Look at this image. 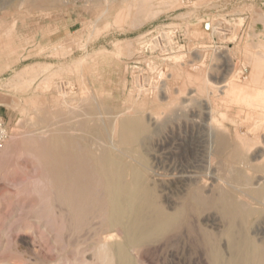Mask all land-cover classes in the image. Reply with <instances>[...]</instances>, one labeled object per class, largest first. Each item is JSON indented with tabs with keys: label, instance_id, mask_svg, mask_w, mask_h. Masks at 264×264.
I'll return each mask as SVG.
<instances>
[{
	"label": "rangeland",
	"instance_id": "1",
	"mask_svg": "<svg viewBox=\"0 0 264 264\" xmlns=\"http://www.w3.org/2000/svg\"><path fill=\"white\" fill-rule=\"evenodd\" d=\"M53 1H55V2H53ZM132 1L133 0H128L127 2H124V0H58V1L57 0H43V1L42 0H10V1L9 0H0V3H1L0 4V8H1L0 9V32L2 34V39L0 40L1 41L0 44L4 43L3 45L1 44L2 46H0L1 47L0 48L1 49L0 50L1 51L0 52V115L4 119L6 131H7V139L5 140V142L3 144L0 145V264H102V263L106 264V262L109 264L110 263L109 261H111V260L112 261L110 264H115V263H113L114 259H111V258H109L108 260H104L105 261V263H104L103 258H101V257L99 258V256H100L99 254L96 255L97 256V258H96V256H94L95 254L92 255L95 252V250L94 251L88 250L86 253V247H85L86 242H90V239L93 237L94 232L93 231L90 232L91 235L89 233V234H86L84 236V234L89 231V230L87 231V229H89L91 226L96 225L98 223V220H96L94 217L96 215H93L91 218H89L90 219L89 221L91 223H88V222H86L85 219L84 220L82 219V224H81V223H78V222H81V220L76 219L74 225H76L75 227H77L78 229H76L75 227L73 228V226H74V225L72 226L73 222H70L66 218L60 217L57 214H56V216H54V214H55L54 212L56 210H52V205L56 204L53 202H56V200H58V199H55L56 198L55 195L58 194L57 190L59 189L58 185H57L58 182H56V180H53L56 185H53L54 183L49 184V181L46 180V178L50 177V175L46 177V175L48 174L46 172H49L51 175H52V173L48 170L46 171V169L49 166L48 164H50L52 162L51 159L49 160L50 163L48 162L49 154H51L50 158H52V154L54 153V155H55L56 153L53 151L54 149L51 146V144L48 145L45 142L47 140V138H43L44 140H42V138H41V140L38 138L40 137V135H42V132L44 130L49 129V130L54 131L53 129H56V128L62 129V127L64 129H66V131L68 132V134H67V132H65V134H67V135H71V134H73L74 136L79 135L78 137H81V138H83L85 136L86 139L91 138V136H93L92 138H94V139L97 138L98 135H94L95 133L93 135L89 136L90 131L88 132V130L86 131L84 129V127H80V125L82 124L80 122L83 120H84L83 123L87 122V121L89 122V120H90L89 118H91V119L93 118V116H91V117H90V115L88 116V110H90L91 108L97 107L98 104H96L95 101L93 102L92 93L96 94L95 92L98 90L104 91L103 92V94H104L103 98L105 99V112L106 113L110 112V114L105 115V117H104V118L110 117V119L107 118L108 122L106 121L109 131L112 130V127L110 126V124L113 121L111 119V117H112L111 114L116 113L118 111H125L128 108L129 109L132 108L133 110H140L141 109L140 108L141 97L138 94L139 93V87H137V85H140L141 86L140 90H142L144 88H147L150 85V83L153 81L152 79H154V81L152 83H155L156 82L155 80H157L156 83L160 82L159 87H161V85L163 86L164 83H167L166 84L167 88L162 87V89L166 88L167 92H175V90H176V93H177V91H180L182 88L186 87V86H183V84L185 85L184 79L186 78V75L184 73L183 67L179 64L182 59H180V61H178L179 63L177 62L178 64L175 61H173V59H172L175 55L174 54L175 50H176V52H175L176 54L180 53L183 55L184 58H186V59L183 58L184 60L181 61L182 64H183V62H187V61L189 62V59H191L194 63L196 62L195 64H197L196 60L199 59V57H200L199 55L201 53L202 57H200L201 60L199 59L200 62L198 60L197 65H201L202 62H205V64L207 62H209L206 64L207 68H208V69H206L207 70V76H208L207 78L210 79V82H211V80H212V82L214 81L215 83L213 82V84H218L220 81L223 82L224 77L228 78L227 79V81H228L229 78H232L234 75H236L235 71L238 68L239 69L241 68L242 62H245L244 61L246 58L245 54L247 53L246 50H249L248 52L251 54H253L252 52L256 53V52L260 51L259 47L257 48L256 45H259V43L263 42V40H264V19H263L264 18L263 17L264 16V0H202V1L200 0V2H199V0H187V1L186 0H181V1L179 0L182 4H180V2H178V0H177V2H176V0H174V4L176 3V5L179 6L180 8L176 7V5L170 3V0H156L154 7L148 8L146 6V4H144L145 8L142 7L143 9L140 8L138 10L132 11L131 14L128 13L130 15V17L127 16L128 14L126 13V16L128 18L125 16V22H123L124 25L123 24H121V25L119 24V26L116 25L117 23H115V21H114L116 18L115 13L119 12L121 9H124L125 8L124 5H126V7H127L128 2H132ZM138 1H141V0H138ZM158 1H160V2H158ZM164 2L166 4H164ZM194 2H195V4H194ZM198 2L200 5L198 4ZM186 3H189V4L186 5ZM169 4H171L172 6L170 7ZM178 4H180V5H178ZM197 4L199 5V7ZM161 5H164V6H161ZM188 5H190V6H188ZM2 6L3 7L5 6V7L2 8ZM21 6H23V7H21ZM159 6H161V7H159ZM172 7H174L173 8L174 10L172 9ZM189 7H190V9L191 8H193V9L189 10ZM108 8H110V14L108 16H105V17L102 16L101 15L102 12ZM169 8L172 10H170ZM149 9H151V10H149ZM161 10L162 11L165 10V11L162 12ZM167 10H168V12H166ZM156 11H157V14H156ZM148 13L150 15H148ZM132 15H133V17H132ZM147 15H148V17H147ZM261 16L263 18H261ZM146 17H147V19H146ZM217 18H218V20H217ZM242 18H243V20H242ZM250 18H251V20H250ZM244 19H245V21H244ZM238 20L240 21V23ZM249 20L251 22H249ZM252 20H253V22H252ZM201 21L207 22V23L208 22L211 23V21H213V23L216 22L215 28H217L218 31L215 30V32L212 33V29L210 27V30H211L210 37L213 36L214 39H212L210 37H209L210 39H208V40L203 39V37H197L196 38V36L193 35V33H192L193 27L201 24L202 23ZM217 21H218V24H217ZM259 21H261V22H259ZM210 23H208V24L210 25ZM233 23H236L237 25L233 24ZM219 24L222 25V27H221L222 29L220 28L221 25H219ZM225 24H226V27L224 26ZM192 25H194V26H192ZM217 25H219V26H217ZM104 26H106V28ZM228 26H229V29H227ZM234 26H236V27H234ZM240 26H242V27H240ZM100 27H102L101 30H99ZM232 27H234V30H236L235 32H233L234 30H232ZM249 27H250V29H249ZM252 27H254V28H252ZM97 29H98V31H97ZM223 30L225 32V33L223 32L224 34H222ZM226 30H227V32H226ZM244 31H246V33ZM3 33H4V35H3ZM233 33L236 34V37L231 36ZM247 33H249V36H247ZM259 33H260V35H259ZM219 34H221L224 37H222V36L220 37ZM235 34H233V35H235ZM68 35H69V38H66V36L68 37ZM225 35H227V36H225ZM253 35H255L256 37H254ZM79 36H80V39H79ZM98 36H100V37L98 38ZM188 36H189V38H188ZM81 37H82V40H81ZM76 38H77V40H76ZM167 39L172 40L171 43L173 44V46H170V40L167 41ZM260 39H262V40H260ZM253 40H254L255 45H254V43H250V42H253ZM62 41H64V43H66V44L63 45L64 43ZM69 41H71V42L69 43ZM73 41L75 43H73ZM78 41H79V44H78ZM150 41L151 42L155 41L159 46L163 45V43L169 42V46H168L167 51L164 50L165 49L164 46H160L161 48L162 47L163 48L161 50L159 49V51L156 50V51L151 52L149 50L146 53H144L145 51L142 49L143 48L142 45H145V44H147L146 42H150ZM188 42H189V44H188ZM202 42L203 43L207 42V44L209 43V46L212 45V48H210V49L203 48ZM210 42H211V44H210ZM60 43L62 46V49H61L62 52L60 51V48H61ZM118 43L122 44L123 53H117L116 45ZM130 44L132 45V47ZM187 44L190 45V48ZM193 44H195V45L198 44V46H195ZM252 44L254 45V47L252 46ZM69 47H70V49L68 50ZM192 47L194 48L195 53L193 50H192L193 52L189 50V49H193ZM238 47H239L240 51L242 50L241 52L238 50ZM24 48L26 50H24ZM54 49L57 50V53H55L56 51ZM129 49H130V52H129ZM235 49L238 51H236ZM244 49H246L244 52L245 54H243ZM172 50H174L173 53H172ZM71 51H73V52H71ZM103 51H105V52L103 53ZM138 51H140V52H138ZM142 51H144V52H142ZM179 51H181V52H179ZM162 52H163V54H161ZM21 53L23 56L25 55L24 56L25 58L23 57L22 59L19 60V56ZM51 53H52V55H50ZM95 53H96V55H95ZM142 53H144V54H142ZM249 53L247 55H249ZM55 54H57V55H55ZM184 54L185 55L188 54L187 56H189L191 58H189V57L187 58V56H185ZM212 54H213V57H212ZM92 55L93 56L95 55V56L93 57ZM157 57H159V58H157ZM170 57H172V58H170ZM192 57H195V58L198 57V58L194 59ZM233 57H234V59H233ZM243 57H245V58H243ZM92 59L97 63L96 67L91 65V68H90V65H88V63H86L85 66H84V63L82 64V62H87V60L89 62V61H92ZM165 59H166V61H165ZM242 59H244V60L242 61ZM225 60H227L226 61L227 64H226ZM229 60L231 61V63L235 64V70H233V71L230 70L231 68L227 69V67H226L228 65V62H230ZM78 61L80 62V64ZM162 61L167 63L168 69H167V66L164 65L165 63ZM192 61L189 63L192 64ZM150 62L151 63L154 62L155 64L153 63L151 65ZM173 62L175 63V65ZM75 63H77V64H75ZM144 63H145V65H144ZM146 64H148V65H146ZM221 64L222 65L224 64L223 65L224 68ZM71 65H72V68H71ZM171 65H173V66H171ZM8 66H10V68ZM41 66H48L49 67L48 72L41 74V75L36 74L35 75L36 77L34 75L30 74V75H27L24 77L25 80L21 81L22 83L19 81L20 78L17 77L18 76L17 74H20L21 72H23V70H26L28 67H29L28 69L36 68L38 70ZM73 66H75V67H73ZM137 67H138V69L142 68V69H140V72L137 69ZM155 67H159V70H158V68H155ZM60 68H63V69H60ZM79 68L81 70L82 69L83 70L81 71ZM126 68H127L128 72H127ZM133 68L135 71L133 70ZM150 68H151V70H150ZM211 68L213 69V71ZM58 69H60V70H58ZM75 69H76V71H75ZM144 69H146L145 71L149 72V74H151V72L153 70L154 71L152 72V75H147L148 73L144 72ZM161 69H162L163 73H162ZM136 70H137V73H136ZM218 70H219V72H218ZM56 71H58V72H56ZM69 71L70 72L72 71V72L70 73ZM229 71H231V72H229ZM52 72L56 73V74L53 75ZM138 72H139V74H138ZM217 72H218V74H217ZM49 73H51V74H49ZM142 73H144L143 74L144 76L142 75ZM145 73H146V76H152V77H150L151 79L149 78L150 79L149 81L145 78ZM167 73H168V75H167ZM223 73H225V74H223ZM58 74H59L61 79L59 78ZM130 74H132V75H130ZM134 74L136 77L133 76ZM164 74H165L166 78L165 77L163 78ZM182 74L184 75V77ZM221 74L224 77H222ZM13 75H15V76H13ZM51 75H53L52 76L53 78L51 77ZM141 75L143 77H141ZM217 76L219 78H217ZM33 77L35 80L33 79ZM82 77H83V79H82ZM153 77H155V78H153ZM220 77H222L223 79ZM29 78H31V79H29ZM136 78H138L140 82ZM174 78L176 80H174ZM45 79H48V80H45ZM71 79H73V80H71ZM181 79H183V80H181ZM30 80H32V81H30ZM58 80L59 81L62 80V81L59 82ZM29 81H30V83H28ZM70 81L71 82L74 81L73 83H75V84L70 83ZM135 81H136V83H135ZM181 81L183 82V84ZM201 81L204 84V81L202 79H201ZM52 82H54V83H52ZM146 82L148 83V85ZM169 82H170V84H169ZM185 82L187 84V79H185ZM55 83H56V85H55ZM64 83H66V84L63 85ZM83 83H85L86 88H85ZM133 83L135 85H133ZM152 83H151V85H152ZM200 83L201 82H199L198 85H200L199 87H201L200 89L202 91H204V88H205V90H207V92H213V91L215 92L216 90H218V92H216L217 94L220 91H222V89H223L222 85L224 84V83H221V85L220 84L215 85V89L213 90L210 87H208V89H207L206 87H204V85L202 83L201 84ZM53 84L56 87L57 86L59 87V92H61V90H63V92L59 93L57 90L58 87L56 88ZM59 84H62L64 87L62 85L60 86ZM13 85H14V87H13ZM35 85H37V86H35ZM143 85H144V88H143ZM173 85H174V87H173ZM175 85H176V87H175ZM198 85L195 84V85H192L193 87L189 86V88H191V89L194 88L193 90H196V87H197V90H200ZM29 86H31V87H29ZM76 86H77V88H74ZM216 86L219 88L217 89ZM38 87H40L41 89ZM53 87L55 88V92H54ZM179 87H180V89H178ZM63 88H65V89H63ZM133 88H134V90H133ZM187 88H188V86H187ZM73 89H75V92ZM91 89H93L92 92H91ZM157 89H159V88H157ZM219 89H221V90H219ZM35 90H37V92H35ZM38 90H40V92H38ZM65 90H67L66 93H65ZM69 90H70V92H69ZM76 90L78 93L76 92ZM113 90H114V92H113ZM132 90H133V92H132ZM135 90H136V92H135ZM48 92H49V94H48ZM56 92H58V93H56ZM63 93L65 95L66 94H68V95L65 96ZM58 95L60 97H63V98L60 99V97H58ZM55 97H56V99H55ZM151 98H152V95H151ZM202 98L205 99L206 97L203 95ZM52 99H54V100L52 101ZM58 99H60L62 102L60 101L61 102L60 103ZM63 99L64 100L67 99L68 102H71L70 104L72 106L69 103H67V101L65 102ZM82 99H84L85 102L83 101V103H82L81 102ZM165 100H166V102H165ZM56 101H58V102L55 104ZM88 101H90V102H88ZM151 101H152V99H151ZM63 102H65V103H63ZM72 102H73V104H72ZM78 102H79V104H78ZM80 102L82 103L81 108L79 106L81 104ZM86 102L88 103V105H85V104H87ZM14 103H16V104H14ZM66 103H67V105H66ZM93 103H95V104H93ZM201 103H202V101H201ZM47 104H48V106H47ZM61 104H62V106L65 104L66 107L63 106L64 108H62ZM27 105H29V106H27ZM93 105H96V106L93 107ZM46 106L48 107L49 110L43 111V110L47 109V108L44 109V107H46ZM57 106L61 107L62 111ZM89 106H91V107H89ZM148 106H149V108H148L149 112L161 113V110L164 111V112H162L163 113L162 121H161L162 124L160 123V125H156V126L152 125L153 127L156 128V130H155V128H152V126L149 125L150 129H153L154 132L152 130H150V133L148 135L150 138L149 137L147 138L146 142L143 144L144 146L143 145L141 147H139V146H136V147L130 146L129 147L128 146L127 148L128 149H132V148L134 149V147H135L138 151L135 154L136 160L138 159L139 155L146 158L148 167L150 166V170H151V166H154L153 165L154 161H156V160L159 161V163H160L159 166L161 168V170H160L161 177L159 178L158 181H156L158 184L156 182H153V181L150 182V184L153 185V183L154 184L156 183V185H157L156 186V194L159 196L160 203L163 204V206H164V204H165L164 200H166V197L172 196V198H175V194L177 193V189L174 186L175 189H172V192H170L168 194L167 191H168V188L170 187V184H169V186L166 185L170 181V174L172 173L173 166H175V165H177V163H179V159H177L176 157H173L174 154H172V153L177 154L178 148L182 145L183 141L185 139L190 138L191 133L193 131V129L191 128V127H193L191 123L193 122V119H195V118H193V117L190 118L192 121H190V119L188 121V118L186 119V117H184V116H181L183 118H181V117L176 118L178 121L177 120L173 121L170 119V122L172 121L171 122L172 125H171V123L168 124V122H167L169 119L168 115H169V112L171 110V108H170L171 105L169 104V101H167V99L163 98L158 103H152L151 102L150 105H148ZM197 106H198L197 104L193 105V107H197ZM56 107L58 109H56ZM67 107L69 110L68 109L65 110V108H67ZM85 107L87 108V110H85L87 113L83 110V108L86 109ZM41 108H43V109H41ZM70 108L71 109L75 108V110L78 108L80 109V112H82V114L79 113V110H76V111L74 110L75 115H76V113H78L76 115V117L78 119L74 116L73 113L71 114V112H73V111L72 110L70 111ZM162 108L163 109L165 108V109L163 110ZM36 109H37V112L34 111ZM50 109H51V111H50ZM166 109L169 112H166L165 111ZM39 110H41V111H39ZM67 110L70 111V114L67 113L68 112ZM49 111L52 113H50ZM65 111L67 114L66 115L62 114V112L65 113ZM41 112H43V113H41ZM165 112H166V117L164 116ZM234 112L237 113L236 110H234ZM37 113H39V115ZM84 114L86 115V117L87 116L89 117V118L87 117V119H89V120L85 121L86 117L82 116ZM80 116H81V118L83 117L85 119H83V118L81 119ZM235 116H236V114H235ZM70 117H71V119H70ZM72 118L73 119L76 118V120L80 119L81 121L75 122ZM164 118H166L167 120L165 121ZM186 120L188 122H186ZM71 121H73V123H69ZM163 121H164V123H166V128H165V125H163L164 124ZM238 121L240 122V120H238ZM78 122L80 123L79 125H77V126H79L78 127L79 129L76 128L77 127L76 124H78ZM89 123H88V125H89ZM92 123H90L91 126L89 125V127H91V131H92L93 127L94 128L97 127L96 122L93 125H92ZM186 123H188L189 125L188 124L186 125ZM225 123L226 124H233L229 120H225ZM73 125H75L76 127ZM171 126H173L174 130ZM170 127L173 130L172 132H174L176 135L171 132V129H169ZM64 129H63V131H64ZM157 129H159V130H157ZM162 129H164V130H162ZM85 131L87 132V134H85L86 133ZM187 131L190 134H188ZM37 132H40V133L37 134ZM161 132H163L162 136H161ZM79 133H82V134H79ZM168 133H170L169 135H171V136H169ZM186 133L188 135H186ZM163 134H165L166 136L164 135V137H163ZM177 136H178V138H177ZM177 139L178 140L180 139L181 141L180 140L178 141ZM97 140H99V139H96V141ZM42 141L45 144H47L46 147L48 146V148L44 147L45 144L42 143ZM113 141H114V139H113ZM171 142H173V143H171ZM180 142H182V143H180ZM116 145H117V142L114 143V146H116ZM50 147H52L51 148L52 150L50 149ZM116 147L118 148V145ZM45 150H47V151H45ZM45 152H46V155H45ZM169 152H170V155H172L171 158H170ZM54 155H53L54 160H53V158H52V160L55 161L54 162L55 165L53 163H51L49 166L50 168L48 167V169L51 171L57 165L56 157H54ZM252 155L254 156V154H252ZM45 161H47L48 163L45 164ZM254 161H252V163ZM254 163H256V164H254ZM254 163L252 164L253 169L250 171L249 176L252 175L251 181L253 183H256L258 178H260L261 176L262 177L264 176V162H262V165L257 164L258 163L257 161H255ZM70 164H71L70 162L63 163L61 169H63V171H65L67 173L71 172V169L74 170V166H72L73 164L70 166ZM53 165L55 167H52L53 168L52 169L51 166H53ZM35 167H37V168L34 171L33 169ZM69 167H71V168H69ZM162 168L164 171L162 170ZM44 171H46V172H44ZM224 172H226V174ZM218 174H219V177L221 179H223V176H224L223 180L226 181V179H227L228 183L229 184L231 183L230 185L239 186V184H241V182H239L241 180L238 179L239 176L238 177L236 176L237 175L236 172L227 173V171L225 169H222V170H219ZM204 176H205L204 177L205 179H209V177L206 174ZM226 176H228L229 179ZM231 176L237 180L236 181L234 179V184H233V178ZM52 177H54V176L52 175ZM38 178H40L41 182L37 181ZM67 178H68V180H67ZM230 178H232V180ZM35 179H36V181H35ZM52 179H55V177ZM65 179H66V181H64L63 183H66L67 186H70L72 181L71 180L69 181V179H71V177L69 178L68 176H65L64 180ZM229 180H231V182H229ZM68 181L70 184L68 183ZM164 185H166V186L163 188ZM54 187L56 188V190ZM165 188H166V190H165ZM171 188H173V186ZM51 189L55 190V191L53 190L54 191L53 194L50 193L52 191ZM261 191H262V193H264V186L262 187ZM165 192H167V193H165ZM164 194H165V196H164ZM45 196H47V197H45ZM58 196H59V194H58ZM263 196H264V194H263ZM51 197L54 198L55 201H52L53 199ZM45 198H46V200H45ZM262 198H264V197H262ZM59 201H61V200H59ZM263 201H264V199H263ZM263 201L261 202V204H255V207H257L256 208L257 210L256 209L255 210L258 212H257V214H255L254 220H258V221H255L254 225L258 224L259 226L258 225L254 226L253 224L251 225V228L248 231V235L250 237H253L252 235L256 232V230L258 232L259 230H262V228H264V223L262 221V219L264 220V216H263L264 215V204H263L264 202ZM30 202H32L31 205H30ZM39 202H40V205H39ZM41 203L43 204V206H41ZM32 204L34 206H32ZM57 204H59L58 201H57ZM36 206L38 207V209ZM41 207H43V208H41ZM47 207H49V209ZM258 207H259V209H258ZM260 207H261V209H260ZM26 209L29 210V212ZM24 210H26V211H24ZM19 211H21V213ZM32 211H34V212H32ZM213 212L215 215L213 214ZM260 213H262V215H260ZM217 214H218V212H216V211H210L209 212V215H214V216H216V218L220 219V215L219 214L217 215ZM18 215L22 216V217H19ZM23 215H25V217ZM49 215H50V217H49ZM259 215H260V218H259ZM12 217H13V219H12ZM15 217H16V219H14ZM47 217L49 218V220ZM37 218H38V220H36ZM12 220L14 223L12 222ZM95 220L97 223L95 222ZM45 222H48V223L45 224ZM85 223H88V224L85 225ZM68 224H69V226H68ZM89 224H92V225H89ZM219 224H220V226H219L220 230H223L225 228V226H227L226 222H224V221L220 222ZM221 224H222V226H221ZM70 225L72 226L71 228L73 231L71 230ZM79 226L81 228H79ZM97 226H98V224L96 225V227ZM17 228H18V230H17ZM65 229H68V232ZM251 230H252V232H251ZM254 230H255V232H253ZM74 231H76V232L74 233ZM79 231H80V233H79ZM262 231H264V230H262ZM36 233H37V235H36ZM8 234H11V235H8ZM180 236H182V237H180ZM180 236H178L174 240L162 241L163 244L161 242L158 244L150 245L147 248H145V250L144 249L141 250L139 253L135 252V255H137L136 256L137 264H201V263L206 264L205 261H201L197 258L196 250L194 247L195 245L193 244L192 239L190 240L191 237L190 236L187 237L186 234H181ZM6 237H9L10 239L6 238ZM37 237H39V238H37ZM54 237H56V238L54 239ZM75 237L76 238L81 237V238H79V239L77 238L78 240H75ZM13 238H14V240H13ZM87 238H90V239H87ZM255 238L254 239L258 243H260V242L262 244L264 243V241H263L264 239L263 240L259 239L260 237H255ZM84 240H85V243H83ZM259 240H260V242H259ZM72 241L75 243L74 245L71 244ZM80 241H83V242H80ZM168 242H170V243H168ZM227 242L228 241L226 239H224L222 241V248H223V251L225 252V254H227L226 256L229 255L228 251H227V247H228ZM164 244H166V245H164ZM161 245H163V246H161ZM151 246H153L152 247L153 249L150 248ZM155 246H157V247H155ZM154 247H155V249H154ZM80 250H81V252H80ZM94 259H95V262H94ZM97 260L100 261L101 263L100 262L98 263Z\"/></svg>",
	"mask_w": 264,
	"mask_h": 264
},
{
	"label": "bare ground",
	"instance_id": "2",
	"mask_svg": "<svg viewBox=\"0 0 264 264\" xmlns=\"http://www.w3.org/2000/svg\"><path fill=\"white\" fill-rule=\"evenodd\" d=\"M127 1L128 0H124V2H127ZM155 1L156 0H141V1L133 0L132 2H128L127 7H126V5H124V7H125L124 9H121L119 12L115 13L116 18L114 21H115V23H117L116 25L119 26V24L121 25V24H123V22H125L126 13L131 14L132 11L138 10V9L144 7V4H146V6L148 8H152L155 6ZM180 1L178 0V2H180ZM53 2H55V1H53ZM158 2H160V1H158ZM176 2H177V0H176ZM195 2H194V4H195ZM199 2H200V0H199ZM199 2H198V4H199ZM170 3L174 4V0H170ZM189 3H186V5ZM164 4H166V3L164 2ZM180 4H182V3L180 2ZM180 4H178V5H180ZM169 5H170V7L172 6L171 4H169ZM174 5H176V3ZM199 5H198V7H199ZM161 6H164V5H161ZM161 6H159V7H161ZM188 6H190V5H188ZM4 7L2 6V8H4ZM21 7H23V6H21ZM176 7H179V6L176 5ZM173 8L174 7H172V9ZM172 9H170V10H172ZM191 9H193V8H191ZM191 9L189 7V10H191ZM149 10H151V9H149ZM168 10L166 12H168ZM163 11H165V10H163ZM109 14H110V8L105 9L101 15L105 17V16H108ZM156 14H157V11H156ZM148 15H150V14L148 13ZM148 15H147V17H148ZM127 16L130 17L129 14ZM132 17H133V15H132ZM147 17H146V19H147ZM263 17L261 16V18H263ZM245 19H244V21H245ZM217 20H218V18H217ZM242 20H243V18H242ZM250 20H251V18H250ZM250 20H249V22H251ZM252 22H253V20H252ZM259 22H261V21H259ZM208 23H210V22H208ZM208 23L202 22L201 24L193 27V29H192L193 35L196 36V38L197 37H203V39H207V40L210 38L214 39L213 36L210 37V34H211L210 27L212 29V33H214L215 30H217V28H215L216 22L213 23V21H211L210 25ZM239 23H240V21H239ZM217 24H218V21H217ZM226 24L224 25L225 27H226ZM233 24H236V23H233ZM219 25H221V24H219ZM219 25H217V26H219ZM106 26H104V27L106 28ZM192 26H194V25H192ZM221 27H222V25L220 26V28ZM234 27H236V26H234ZM234 27H232V30H234ZM240 27H242V26H240ZM250 27H249V29H250ZM101 28L102 27H100L99 30H101ZM252 28H254V27H252ZM227 29H229V26ZM97 31H98V29H97ZM235 31L236 30H234L233 32H235ZM223 32H224V30L222 31V34L225 33V32L224 33ZM226 32H227V30H226ZM244 32L246 33V31H244ZM0 34H1V32H0ZM233 34H235V33H233ZM233 34L231 36L236 37V34L235 35H233ZM3 35H4V33H3ZM219 35H220V37L222 36L221 34H219ZM259 35H260V33H259ZM225 36H227V35H225ZM247 36H249V33H247ZM253 36L256 37L255 35H253ZM99 37L100 36H98V38ZM222 37H224V36H222ZM66 38H69V35H68V37L66 36ZM188 38H189V36H188ZM1 39H2V34L0 35V40ZM79 39H80V36H79ZM76 40H77V38H76ZM81 40H82V37H81ZM169 40H170V46H173V44L171 43L172 40L167 39V41H169ZM260 40H262V39H260ZM151 41L146 42L147 44H145V45H142V47H143L142 49L145 51V52L144 51H142V52L146 53L149 50L151 52L156 51V50L159 51V49L161 50L163 48V47L161 48L160 46H164V48H165L164 50L167 51L168 46H169V42L167 43L165 41L166 43H163V45L159 46L155 41H153V42H151ZM62 42L64 43V41H62ZM70 42L71 41H69V43ZM73 43H75V42L73 41ZM250 43H254V40H253V42H250ZM1 44H0V46H2L4 43L2 45ZM65 44L66 43H64L63 45H65ZM78 44H79V41H78ZM188 44H189V42H188ZM210 44H211V42H210ZM132 45H131V47H132ZM193 45H195V44H193ZM254 45H255V43H254ZM254 45L252 44L253 47H254ZM188 46L190 48V45H188ZM195 46H198V44ZM208 46H209V43L208 44H207V42L203 43V48H205V49L212 48V45H210L209 47ZM256 46H257V48L259 47L260 51H258V52L255 51L256 53L252 52L253 54L249 53L248 52L249 50H246V49L243 50V54H245L244 53L245 50L247 51V53L245 54L246 58L243 57V58H245V60L242 59V61L244 60L245 62H242L241 68L240 69L238 68L235 71L236 75H234L232 78H229V80L227 81L228 78H225L221 74L222 77H224V79L222 77H220L223 79V82L220 81L218 84H220V85H221V83H224V84L222 85L223 86L222 91H220L218 94L216 93V92H218V90H216L215 92L214 91L213 92H207V90H205V88H204V87H206L208 89V87H210L214 90L215 85H218V84H213L214 81L212 82V80H211V82H212L211 83L210 79L207 78L208 76H207V70L206 69H208V68H207L206 64L209 62H207L206 64H205V62H202L201 65H197L198 60L200 59V57H202L201 56L202 54L200 53L199 59L196 60L197 64H195L196 62L194 63L191 59H189V62L192 61V64L189 63L188 61L183 62V64H182L181 61H183L186 58H184L183 55L180 53L176 54L175 53L176 50H175L174 57L172 56L173 58L172 57H170V58H172L173 61H175L176 63L178 61H180V59H182L180 61V63L179 62L178 63L183 67L184 73L186 75L185 79H187V84H186L185 79L183 78L184 75L182 74L183 75L182 78L184 79L185 85L183 84L182 81L181 82H182L183 86H186V87L182 88L180 91H177V93H176V90H175V92H167L166 91V88H167L166 84L167 83H164L163 86L161 85V87H159L160 82L156 83L157 80H155L156 81L155 83H152L154 81V79H152L153 81L151 80L152 82L150 81L152 83V85L150 83L151 86L149 85L148 86L149 88L147 87L148 89L144 88V85H143L144 89L141 88L142 90H140L141 86L137 85V87H139V93L138 94L141 97V99H140V102H141L140 108L141 109L140 110H133L132 108L131 109L128 108L125 111H118L116 113L111 114V116H112L111 119L113 121L111 120L112 123L111 124L109 123V124L112 127V130L109 131L108 127H107V123H106L108 117H106V118H104V117H105V115L110 114V112L109 113L105 112V99L103 98L104 97V94H103L104 91L98 90L95 92L96 94L92 93L93 102L95 101L96 104H98V105H97V107L91 108L90 110H88V116L89 115H90V117L93 116L92 119L87 116L91 121L89 119H87V117L85 115L87 113L85 111V110H87V108L86 107H85L86 109L83 108V110L86 112L85 113L83 111L85 113L84 114L85 116L82 115L83 117H86L85 121L89 120L90 123L93 122L92 125L95 122L97 124L96 128H94L92 126L93 127L92 131H91V127H89L90 123L88 121L83 123L84 120L81 121L80 119L76 120V118H77L76 115L78 113H76V115H75L74 114L75 108H72V109L70 108V111L71 110L73 111V112H71V114L73 113L74 116L76 117L75 119H73V118L72 119L75 122L81 121L80 123H82L81 124L82 126L80 125V127H84V129L86 131L88 130V132L90 131L89 136L93 135L95 133L94 135H98L97 138L94 139V138H92L93 136H91L92 139L91 138L86 139V137L84 135L83 136L85 138L84 137L83 138L78 137L79 135H77V136L76 135L74 136L73 134L67 135L68 132L63 127H62V129H58V128L53 129L54 131L49 130V129L44 130L42 132V135H40L39 138L37 137L40 140H41V138H42V140H44L43 138H47V140L45 142L48 145L51 144V146L54 149L53 151L56 153L55 155H54V153L52 154V158H53V155H54V157H56V161H57L56 167L54 166L55 165L54 164L55 161H53L54 158L52 160V158H50L51 154H49L48 162L50 163L49 160L51 159V161H52L51 163L54 164L53 166H51V168L52 167H55V168L54 169L52 168L53 169L52 171L49 170L48 167L50 166V164H51L50 163V164H48L49 166L47 165L48 167L46 169V171L48 170L52 173V175L55 177V179H52L54 177H52V175L49 172L44 171V172L48 173L46 175V177L49 175L51 177V178L50 177L46 178V180L49 181V184L54 183L53 185H56L53 180H56V182H58L57 185H58L59 189L57 188L58 189L57 191H58L59 196H58V194L55 195L56 196L55 199H58V200H56V202H53L56 204L52 205V210H56L54 212L55 213L54 216H56V214H57L60 217L66 218L70 222H73L72 223V226H73L75 224L76 219L81 220V222H78L79 220L77 221L78 223H81V224H82V219L83 220L85 219L86 222L91 223L89 221L90 220L89 218H91L93 215H96L94 217L96 220H98V223L95 220V222L98 224V226L96 227V225H97L96 224V225L91 226L89 229H87L88 228L87 227L86 229H87V231L88 230L89 231L87 233H85L86 231L84 232L85 233L84 236L86 234H89L92 231L94 232V235L92 234L93 237L91 239L87 238V239H90V242H86V246H85L86 247V253L88 250H91V251L95 250V252L97 251L98 253L94 252L92 255L95 254L94 256H96L97 254H99L100 255V256L98 255L99 258L100 257L103 258V261L111 258V259H114L113 263H115V264H137V262H136L137 261V259H136L137 255H135V252L139 253L141 250H143V249L145 250V248H147L150 245L158 244V243H161L162 241H165V240H169V241L174 240L175 238H177L181 234H186L187 237H189V236L191 237L190 240L192 239L193 244L195 245L194 247L196 250L197 258L201 261H205L206 264H264V245H263L264 243L262 244L260 242V240H259L260 243H258L255 240L256 239L255 237H260L259 239H262V240L264 239V231H262V230H264V228H262V230H259L258 232H257V230H256V232L254 230L253 232H255V233L252 235L253 237H250L248 235V231L250 230L251 225L252 224L254 225V222L258 221V220H254L255 214H257V212H258V211H256L257 207H255V204H261V202L264 199V198H262V197H264L263 196L264 193H262V191H261L262 187L264 186V176L263 177L261 176L260 178H258L257 181L255 180L256 183H253L251 181L252 175L249 176L250 171L253 169L252 164L255 161L258 162L257 164H261V165H262V162H264V40H263V42H260L259 45H256ZM60 47H61L60 48V51H61V49H62L61 43H60ZM239 47H238V50L240 51ZM69 49H70V47L68 48V50ZM116 49H117V53H123L122 44L118 43L116 45ZM24 50H26V49L24 48ZM54 50L56 51L55 53H57V50L56 49H54ZM189 50L194 51V48L189 49ZM238 50H236V51H238ZM173 51L174 50H172V53H173ZM71 52H73V51H71ZM104 52L105 51H103V53ZM129 52H130V49H129ZM138 52H140V51H138ZM179 52H181V51H179ZM144 53H142V54H144ZM194 53H195V51H194ZM248 53H249V55H247ZM161 54H163V52ZM50 55H52V53ZM55 55H57V54H55ZM95 55H96V53H95ZM187 55H185V56H187ZM24 56L21 53L19 56V60L22 59ZM159 57H157V58H159ZM188 57L189 56H187V58ZM212 57H213V54H212ZM189 58H191V57H189ZM192 58L196 59L198 57H196V58L192 57ZM233 59H234V57H233ZM200 60H199V62H200ZM165 61H166V59H165ZM226 61L227 60H225V62ZM162 62H164V61H162ZM83 63H84V66L86 63H88V65H90V68H91V65H93L95 67L97 65V63L93 59H92V61L88 62V60H87V62H82V64ZM145 63H144V65H145ZM153 63H151V65ZM75 64H77V63H75ZM79 64H80V62H79ZM226 64H227V62H226ZM146 65H148V64H146ZM164 65L167 66V63H165ZM174 65H175V63H174ZM171 66H173V65H171ZM8 67L10 68V66H8ZM73 67H75V66H73ZM226 67H227V69L231 68L230 70H232V71L235 70V64L231 63V61L228 62V65ZM28 68L26 70H23V72H21L20 74H17L18 75L17 77L20 78L19 79L20 82L24 81L25 80L24 77L27 75H30V74L34 75V76L36 74L41 75V74L47 73L49 70L48 66H41L38 70L36 68H31V69H28ZM71 68H72V65H71ZM155 68H158V70H159V67H155ZM223 68H224V66H223ZM60 69H63V68H60ZM60 69H58V70H60ZM137 69H138V67H137ZM140 69H142V68H140ZM140 69H138L139 72H140ZM162 69H161V71H162ZM167 69H168V66H167ZM126 70H127V68H126ZM133 70H134V68H133ZM145 70L146 69H144V72L148 73L147 75H152V72L154 71L153 70L151 72V74H149V72H147ZM150 70H151V68H150ZM75 71H76V69H75ZM212 71H213V69H212ZM56 72H58V71H56ZM127 72H128V70H127ZM139 72H138V74H139ZM218 72H219V70H218ZM218 72H217V74H218ZM229 72H231V71H229ZM136 73H137V70H136ZM146 73H145V78L149 81L151 79L150 77H152V76H146ZM162 73H163V71H162ZM168 73H167V75H168ZM49 74H51V73H49ZM54 74H56V73H53V75ZM135 74L133 76H135ZM143 74L144 73H142V75ZM165 74H164L163 78L165 77ZM223 74H225V73H223ZM53 75H51V77ZM130 75H132V74H130ZM142 75H141V77L144 76V75L143 76ZM13 76H15V75H13ZM58 76H59V74H58ZM59 78H60V76H59ZM153 78H155V77H153ZM217 78H219V77L217 76ZM29 79H31V78H29ZM33 79H34V77H33ZM73 79H71V80H73ZM82 79H83V77H82ZM136 79H138V78H136ZM183 79H181V80H183ZM201 79L204 81V84L202 83ZM32 80H30V81H32ZM45 80H48V79H45ZM174 80H176V79L174 78ZM30 81L28 83H30ZM61 81H59V82H61ZM138 81H139V79H138ZM73 82L70 81V83H73ZM170 82H169V84H170ZM199 82H201L204 85V87H203L204 91H202L200 89L201 87H199L200 85H198ZM52 83H54V82H52ZM56 83H55V85H56ZM135 83H136V81H135ZM65 84L66 83H64L63 85H65ZM73 84H75V83H73ZM83 84L85 86V83H83ZM195 84L198 85L200 90H197V87H196V90H193L194 88L193 89L189 88V86L193 87L192 85H195ZM59 85L61 86L62 84H59ZM133 85H135V84L133 83ZM147 85H148V83H147ZM35 86H37V85H35ZM187 86H188V88H187ZM13 87H14V85H13ZM29 87H31V86H29ZM40 87H38V88H40ZM162 87H166V88L162 89ZM173 87H174V85H173ZM175 87H176V85H175ZM74 88H77V86ZM85 88H86V86H85ZM157 88H159V89H157ZM218 88L219 87H217V89ZM53 89L55 92L54 87H53ZM63 89H65V88H63ZM178 89H180V87ZM57 90L59 92V87ZM73 90L75 92V89H73ZM92 90L93 89H91V92H92ZM133 90H134V88H133ZM133 90H132V92H133ZM219 90H221V89H219ZM35 92H37V90H35ZM38 92H40V90H38ZM58 92H56V93H58ZM62 92H63V90H61V92H59V93H62ZM66 92H67V90H65V93ZM69 92H70V90H69ZM76 92H77V90H76ZM113 92H114V90H113ZM135 92H136V90H135ZM48 94H49V92H48ZM67 95L68 94H66L65 96H67ZM151 95H152V98H151ZM203 95L206 97L205 99L202 98ZM58 97H60V96L58 95ZM63 97H60V99ZM163 98L167 99V101H169V104L171 105L170 112L167 111V109L165 110L166 112H169V115H168L169 119L167 121L168 124L172 122V121L170 122V119L174 121V120H177L176 118H179L181 116L186 117V119L188 118V121L192 117L195 118V119H193V122L191 123L193 126V127H191L193 129V131L191 133L190 138L185 139L183 141V143L180 142V143H182V145L178 148L177 154L172 153V154H174L173 157H176L177 159H179V163H177V165L173 166V168L171 167L173 170L171 169L172 173L171 172H170L171 174L169 173L170 174V181L166 185L169 186V184H170V187L168 188V191H167L168 194L170 192H172V189H175V187L177 189V193L175 194V198H172V196L166 197V200H164V202H165L164 206H163V204L160 203L159 196L156 194V186H157L156 181H158L159 178L161 177V172H160L161 168L159 166L160 165L159 161L158 160L154 161V164H153L154 166H151V170H150V166L148 167L146 158L139 155L138 159L136 160V156H135V154L138 152L135 147L136 146L141 147L146 142L147 138L149 137L148 135L150 133V130L153 131V129H150L149 125L150 126H152V125L156 126V125H160V123L162 124V122H161L162 116H163L162 112H164V111L161 110L162 114L149 112L148 111V108H149L148 105H150L151 102L152 103H158ZM55 99H56V97H55ZM60 99H58L59 102L61 101ZM151 99H152V101H151ZM53 100L54 99H52V101ZM64 101L65 102L67 101V103H69V104L71 103V102H68L67 99H65ZM83 101H84V99H82L81 102L83 103ZM201 101H202V103H201ZM57 102L58 101H56L55 104ZM65 102H63V103H65ZM88 102H90V101H88ZM165 102H166V100H165ZM67 103H66V105H67ZM82 103L79 105L80 108L82 106ZM14 104H16V103H14ZM62 104H61V106H62ZM72 104H73V102H72ZM78 104H79V102H78ZM93 104H95V103H93ZM196 104L198 106L193 107V105H196ZM85 105H88V103ZM27 106H29V105H27ZM47 106H48V104H47ZM47 106L44 107V109L45 108H47V109H45L43 111L49 110ZM63 106L66 107L65 104ZM63 106H62V108H64ZM94 106H96V105H93V107ZM57 107H59V106H57ZM57 107H56V109H58ZM89 107H91V106H89ZM41 109H43V108H41ZM59 109H61V107H59ZM66 109H68V107L65 108V110ZM76 110H79V113L82 114V112H80L79 108ZM234 110H236L237 113L234 112ZM34 111L37 112V109ZM39 111H41V110H39ZM50 111H51V109H50ZM61 111H62V109H61ZM70 111H68L67 113L70 114ZM166 112L164 115L165 117H166ZM41 113H43V112H41ZM50 113H52V112H50ZM67 113H66V111H65V113L62 112V114H64V115H66ZM37 114L39 115V113H37ZM235 114H236V116H235ZM80 118H81V116H80ZM181 118H183V117H181ZM70 119H71V117H70ZM83 119H85V118H83ZM108 119H110V117ZM164 119H165V121L167 120L166 118H164ZM225 120H229L233 124H226ZM238 120H240V122ZM188 121L186 120V122H188ZM190 121H192V120L190 119ZM69 123H73V121H71ZM80 123L78 122V124H76V126L79 125ZM88 123H89V125H88ZM163 123H164V121H163ZM187 124L188 123H186V125ZM163 125H165V128H166V123H164ZM171 125H172V123H171ZM73 126H75V125H73ZM78 127L79 126H77L76 128H78ZM171 127L173 128V126H171ZM171 127L169 129H171V132H172L174 130V128L172 130ZM152 128H155V127L152 126ZM63 129H64V131H63ZM155 130H156V128H155ZM157 130H159V129H157ZM162 130H164V129H162ZM65 132H67V134H65ZM38 133H40V132H37V134ZM82 133H79V134H82ZM162 133L163 132H161V136H162ZM172 133H174V132H172ZM187 133L190 134L188 131H187ZM187 133H186V135H188ZM85 134H87V132ZM169 134L170 133H168V135ZM164 135L165 134H163V137H164ZM169 136H171V135H169ZM177 138H178V136H177ZM96 139H99V140L96 141ZM113 139H114V141H113ZM113 142L114 143L117 142L118 148L116 147L117 145L114 146ZM42 143H44V142L42 141ZM171 143H173V142H171ZM47 144L44 145L45 148H48V146L46 147ZM128 146L129 147L135 146V147H134V149L133 148L128 149L127 148ZM52 147H50V149ZM45 151H47V150H45ZM170 152H169V155H170ZM252 154H254V156ZM45 155H46V152H45ZM171 156L172 155H170V158H171ZM252 161H254V162L252 163ZM48 162L45 161V164H47ZM67 162L71 163L70 166L72 164H73L72 166H74V170L71 169V172H68V173L63 171V169H61L63 163H67ZM254 164H256V163H254ZM36 168L37 167H35L33 170L35 171ZM69 168H71V167H69ZM222 169H225L227 171V173L236 172L237 173L236 176L240 177V178L238 177V179L241 180V181H239V182H241V184H239V186H236V185L234 186V185H230L231 183L229 184L227 179H226L227 182L224 181L223 180L224 176H223V179H221L219 177L218 172H219V170H222ZM162 170H163V168H162ZM224 173L226 174V172H224ZM205 174L209 177V179L211 181L209 179L204 178ZM65 176H68L69 178L71 177V179H69V181L70 180L72 181V183H71L72 185L69 183V181H68V183L70 184V186H67L66 183H63L64 181H66V179L64 180ZM226 177H228V176H226ZM232 178H233V184H234L235 178L234 177H232ZM232 178H230V179L232 180ZM228 179H229V177H228ZM67 180H68V178H67ZM231 180H229V182H231ZM35 181H36V179H35ZM37 181L41 182L40 178H38ZM152 181L156 182V183L155 184L153 183V185H151L150 182H152ZM166 185H164L163 188ZM172 186H173V188H171ZM166 188H165V190H166ZM51 190L52 191L50 193L53 194V192L56 190V188H55V190L54 189H51ZM167 192H165V193H167ZM164 196H165V194H164ZM45 197H47V196H45ZM52 199H53L52 201H55L54 198H52ZM45 200H46V198H45ZM59 200H61V201H59ZM57 201L59 204H57ZM31 203L32 202H30V205H31ZM42 203H41V206H43ZM39 205H40V202H39ZM32 206H34V205L32 204ZM41 208H43V207H41ZM47 208L49 209V207H47ZM37 209H38V207H37ZM258 209H259V207H258ZM260 209H261V207H260ZM26 210H24V211H26ZM27 211L29 212V210H27ZM210 211L218 212V214L220 215V219H218V218H216V216H214L215 215L214 212H213L214 215H209ZM19 212L21 213V211H19ZM32 212H34V211H32ZM260 215H262V213H260ZM260 215H259V218H260ZM23 216L25 217V215H23ZM19 217H22V216H19ZM49 217H50V215H49ZM12 219H13V217H12ZM14 219H16V217ZM36 220H38V218ZM48 220H49V218H48ZM223 221L226 222L227 226H225V228L223 230H220V228H219L220 224L219 223L223 222ZM262 221L264 223L263 219H262ZM12 222H13V220H12ZM46 223H48V222H45V224ZM88 223H85V225ZM92 224H89V225H92ZM255 225L257 226L258 224H255ZM68 226H69V224H68ZM72 226L70 225V228ZM75 226L76 225H74L73 228ZM221 226H222V224H221ZM75 228L78 229L77 227H75ZM79 228H81V227L79 226ZM17 230H18V228H17ZM65 230H67V232H68V229H65ZM71 230H72V228H71ZM76 231H74V233ZM251 232H252V230H251ZM79 233H80V231H79ZM8 235H11V234H8ZM36 235H37V233H36ZM90 235H91V233H90ZM180 237H182V236H180ZM6 238H9V237H6ZM14 238H13V240H14ZM37 238H39V237H37ZM55 238L56 237H54V239ZM77 238L75 237V240H78L81 237H79L78 239ZM224 239H226L228 241L227 242V244H228L227 251L229 254L228 256H226L227 254H225V252L223 251V248H222V241ZM80 242H83V241H80ZM83 243H85V240ZM168 243H170V242H168ZM71 244L74 245L75 243L72 241ZM162 244H163V242H162ZM164 245H166V244H164ZM157 246H155V247H157ZM161 246H163V245H161ZM152 247L153 246H151L150 248H152ZM155 247H154V249H155ZM80 252H81V250H80ZM96 258H97V256H96ZM111 261H109V262L111 263ZM94 262H95V259H94ZM97 262L99 263L100 261L97 260ZM104 263H105V261H104ZM106 264H108V263L106 262Z\"/></svg>",
	"mask_w": 264,
	"mask_h": 264
},
{
	"label": "built area",
	"instance_id": "3",
	"mask_svg": "<svg viewBox=\"0 0 264 264\" xmlns=\"http://www.w3.org/2000/svg\"><path fill=\"white\" fill-rule=\"evenodd\" d=\"M6 139H7L6 126H5L4 119L0 115V145L3 144Z\"/></svg>",
	"mask_w": 264,
	"mask_h": 264
}]
</instances>
